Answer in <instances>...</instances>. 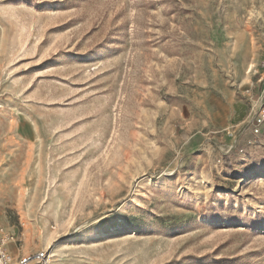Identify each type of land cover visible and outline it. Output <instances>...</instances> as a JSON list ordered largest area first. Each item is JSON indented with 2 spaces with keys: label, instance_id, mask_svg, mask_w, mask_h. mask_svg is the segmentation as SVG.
Returning <instances> with one entry per match:
<instances>
[{
  "label": "rangeland",
  "instance_id": "1",
  "mask_svg": "<svg viewBox=\"0 0 264 264\" xmlns=\"http://www.w3.org/2000/svg\"><path fill=\"white\" fill-rule=\"evenodd\" d=\"M264 0H0V228L50 264H264Z\"/></svg>",
  "mask_w": 264,
  "mask_h": 264
},
{
  "label": "built area",
  "instance_id": "2",
  "mask_svg": "<svg viewBox=\"0 0 264 264\" xmlns=\"http://www.w3.org/2000/svg\"><path fill=\"white\" fill-rule=\"evenodd\" d=\"M261 75L257 83L264 91V61L259 66ZM264 124V104H262L253 116V132L259 133L260 127ZM13 233L4 228H0V264H50V256L47 250L37 251L28 255L13 254L9 250V245L15 243Z\"/></svg>",
  "mask_w": 264,
  "mask_h": 264
}]
</instances>
